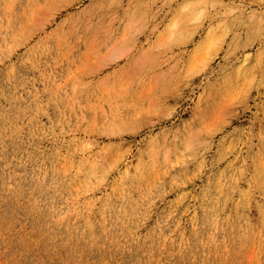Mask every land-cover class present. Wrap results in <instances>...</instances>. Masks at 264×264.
Instances as JSON below:
<instances>
[{
	"label": "rangeland",
	"instance_id": "rangeland-1",
	"mask_svg": "<svg viewBox=\"0 0 264 264\" xmlns=\"http://www.w3.org/2000/svg\"><path fill=\"white\" fill-rule=\"evenodd\" d=\"M0 264H264V0H0Z\"/></svg>",
	"mask_w": 264,
	"mask_h": 264
}]
</instances>
